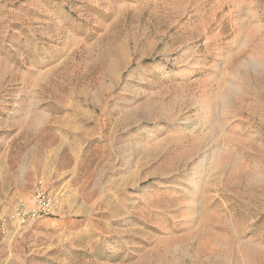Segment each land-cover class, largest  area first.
<instances>
[{
  "label": "rangeland",
  "instance_id": "1",
  "mask_svg": "<svg viewBox=\"0 0 264 264\" xmlns=\"http://www.w3.org/2000/svg\"><path fill=\"white\" fill-rule=\"evenodd\" d=\"M0 264H264V0H0Z\"/></svg>",
  "mask_w": 264,
  "mask_h": 264
},
{
  "label": "built area",
  "instance_id": "2",
  "mask_svg": "<svg viewBox=\"0 0 264 264\" xmlns=\"http://www.w3.org/2000/svg\"><path fill=\"white\" fill-rule=\"evenodd\" d=\"M56 211V198L39 181L31 198V204L24 198L15 201L11 213L5 215L0 222V230L5 235H11L33 222L53 216Z\"/></svg>",
  "mask_w": 264,
  "mask_h": 264
},
{
  "label": "crops",
  "instance_id": "3",
  "mask_svg": "<svg viewBox=\"0 0 264 264\" xmlns=\"http://www.w3.org/2000/svg\"><path fill=\"white\" fill-rule=\"evenodd\" d=\"M28 203L31 204V200H29Z\"/></svg>",
  "mask_w": 264,
  "mask_h": 264
}]
</instances>
